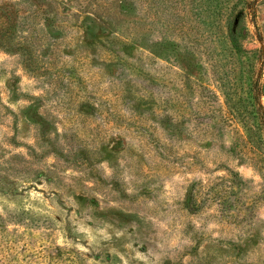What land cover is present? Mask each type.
Masks as SVG:
<instances>
[{"label": "rangeland", "instance_id": "1", "mask_svg": "<svg viewBox=\"0 0 264 264\" xmlns=\"http://www.w3.org/2000/svg\"><path fill=\"white\" fill-rule=\"evenodd\" d=\"M228 1L0 0V264H264V0L240 51Z\"/></svg>", "mask_w": 264, "mask_h": 264}, {"label": "trees", "instance_id": "2", "mask_svg": "<svg viewBox=\"0 0 264 264\" xmlns=\"http://www.w3.org/2000/svg\"><path fill=\"white\" fill-rule=\"evenodd\" d=\"M253 0H244V7L240 10H237V2L233 3L232 0H229L227 2V5H230V13L228 14L226 20H225V29L227 30V38L230 42L231 48L235 51H240V47L238 45V32H237V26L240 23L241 19L244 15V10L248 9V7L252 4ZM250 8V7H249ZM253 87L251 86V89ZM253 98V96H252Z\"/></svg>", "mask_w": 264, "mask_h": 264}]
</instances>
